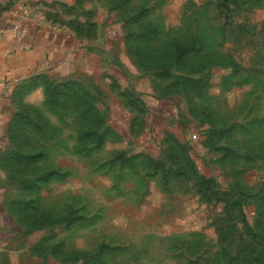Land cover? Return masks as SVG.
Wrapping results in <instances>:
<instances>
[{
    "label": "rangeland",
    "instance_id": "1",
    "mask_svg": "<svg viewBox=\"0 0 264 264\" xmlns=\"http://www.w3.org/2000/svg\"><path fill=\"white\" fill-rule=\"evenodd\" d=\"M78 1L39 11L74 32L99 20L111 65L10 94L15 264H264V0H151L138 45L119 0Z\"/></svg>",
    "mask_w": 264,
    "mask_h": 264
},
{
    "label": "crops",
    "instance_id": "2",
    "mask_svg": "<svg viewBox=\"0 0 264 264\" xmlns=\"http://www.w3.org/2000/svg\"><path fill=\"white\" fill-rule=\"evenodd\" d=\"M53 1L0 0V149L6 140L10 94L17 85L40 74L60 81H78L82 77L100 76L110 68L109 40L101 31L103 24L94 20L98 30L94 38L79 36L40 13L41 6L68 3ZM69 1L67 5L71 7L79 4L78 0ZM150 1L133 0L131 6L134 10L140 7L152 10ZM85 7L87 12L94 11L88 4ZM117 23L125 30L123 22ZM121 61L124 65L125 60ZM14 226V216L0 198V264H15L9 251L15 237Z\"/></svg>",
    "mask_w": 264,
    "mask_h": 264
},
{
    "label": "trees",
    "instance_id": "3",
    "mask_svg": "<svg viewBox=\"0 0 264 264\" xmlns=\"http://www.w3.org/2000/svg\"><path fill=\"white\" fill-rule=\"evenodd\" d=\"M108 1V6L110 8V2ZM133 0H119L118 3L116 4V6H114V9L117 10L119 13H121V21L124 23L125 25V29H129V27H137V31L141 30V32H130L129 35L126 34V43L130 42L132 39L134 41V43L136 45L140 44V41H142V44L144 42V44H148L150 41V38L152 36L156 35V27L154 25V23H151L148 19L149 17L152 15V12L154 10V8H152V10H149L146 7H140L139 9L134 10L131 6ZM80 4V3H79ZM77 4V5H79ZM75 7V6H73ZM73 7H70V10H72ZM120 16V15H119ZM75 29V32L79 35V36H85L88 38H94L96 35V24L92 23V22H88L87 24H77V25H73L71 26ZM94 30L93 32L89 33L86 32V34H82L80 32V30ZM82 34V35H81ZM94 35V36H93ZM145 39V40H143ZM149 39V40H148ZM182 43V44H181ZM170 42L171 45H176V48L179 50V53H177L176 56V61H183L184 58L186 57V54L183 51V46L186 45V42ZM188 45V44H187ZM134 59L136 62L140 61V57L137 51V48L135 50L134 53ZM144 60V59H142ZM146 70L150 69L147 68L146 65L144 66ZM187 67H189L187 65ZM188 70V69H186ZM201 70L198 69V72H200ZM203 71V69H202ZM51 80L49 79L47 74H40L37 76H34L32 78H30L29 80L24 81L25 83L27 82L28 88H27V92H29L30 90H32L33 88H36L39 85H45L47 87L48 86H52L53 83ZM63 82H61V86H63V84H65V82L62 84ZM67 84H75L76 82L74 80H68L66 82ZM30 85H32V87H30ZM58 90L53 89L52 87L49 88L48 92L51 94H54L53 96H55V93ZM61 91V90H60ZM59 92V91H58ZM52 98V97H51ZM54 99V98H53ZM178 138H176V141L178 143H180L181 145H183L184 143L182 141H180ZM184 156L188 158H190V154L188 153H184Z\"/></svg>",
    "mask_w": 264,
    "mask_h": 264
}]
</instances>
